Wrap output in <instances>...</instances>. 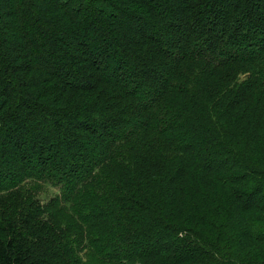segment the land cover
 <instances>
[{
  "label": "trees",
  "instance_id": "trees-1",
  "mask_svg": "<svg viewBox=\"0 0 264 264\" xmlns=\"http://www.w3.org/2000/svg\"><path fill=\"white\" fill-rule=\"evenodd\" d=\"M179 1L0 0V264H264V3Z\"/></svg>",
  "mask_w": 264,
  "mask_h": 264
},
{
  "label": "rangeland",
  "instance_id": "rangeland-1",
  "mask_svg": "<svg viewBox=\"0 0 264 264\" xmlns=\"http://www.w3.org/2000/svg\"><path fill=\"white\" fill-rule=\"evenodd\" d=\"M259 2L260 3H264V0H259ZM160 3L161 4H163V3L165 4L166 3V4H168V5H170L172 7L173 10H171V11H167L166 9H164L165 10L164 12L167 13V15L172 14L174 12L176 13V8H178L179 5H180V1L179 0H160ZM215 8L216 9H221L222 8V4H219V5L215 6ZM14 9H15V15L17 17H19L21 15L22 10L25 9V5L22 4V2L18 3L17 6L14 5ZM16 9H17V13H16ZM116 19H120V21H124V23L126 25H130L129 27H130V31L131 32H134V33H136V32H138V33H141V32L146 33L143 29H141V32H140V30L136 29L133 25H131L132 22L130 20L126 19L125 17H120V18H116ZM34 21H35V19H34ZM205 25L206 26H205V28H203V30L206 33H208L209 32V28H211V24H209V22L207 21ZM41 27H42L41 25L38 26V28H41ZM218 28L220 29V25H218L217 29ZM6 29L9 31L11 29V26L9 24L6 25ZM20 30L25 34L26 39L30 40V39L34 38V35L30 34L27 31L26 25H22L20 27ZM48 34H49V32H48ZM41 35H43V34H41ZM79 41H80V39L77 38L76 42L74 44L76 47L79 46ZM48 47H50L49 40L45 41V42H42V41H40V39L34 38L33 39V43L31 44V46H29L27 43L25 44V50L24 51H26V53H28L30 55L31 61L35 65H42V63H43L42 60L36 55H40V52L42 50H45ZM95 49L97 50V52L101 51V50H107V46H104V45L101 44V45L98 46V48H95L94 46L91 45L88 48V50L86 51V56L85 57L89 58V59H92V57L95 55V53H93ZM55 50H57V49L55 48ZM119 54L121 55L122 53H119ZM53 61H56V59L54 57H53ZM44 64H47L48 66L51 65L50 63H48L46 61H44ZM52 68H53V70L56 69L54 66ZM61 68H63V67H61ZM60 70L56 69L55 71H60ZM109 70L110 69H108V71ZM86 79H87L86 71H81V72L77 73L75 75V78H74V80L76 82H83ZM2 146L6 147L7 145L3 144ZM38 194H39V196H42V194H46L48 196L47 189H39L38 190Z\"/></svg>",
  "mask_w": 264,
  "mask_h": 264
}]
</instances>
